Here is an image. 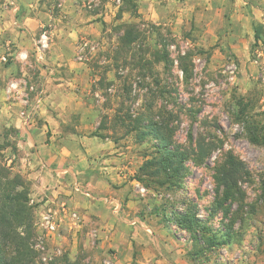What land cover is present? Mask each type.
Wrapping results in <instances>:
<instances>
[{"label": "rangeland", "instance_id": "1", "mask_svg": "<svg viewBox=\"0 0 264 264\" xmlns=\"http://www.w3.org/2000/svg\"><path fill=\"white\" fill-rule=\"evenodd\" d=\"M48 2L50 13L65 25L69 7L78 6L72 29L84 31L56 39L46 25L32 40L38 62L31 60L44 69L53 66L45 74L55 102L42 106L59 129L57 150L46 158H65L69 167L82 153L90 166L82 178L93 183L79 187L91 207L83 213L70 207L77 221L63 215L60 204L39 207L21 161L35 150L20 144L32 113L39 111V128L44 127L43 87L29 116L30 104L21 102V130L0 120V169L21 178L34 207L35 264H264V145L251 143L238 121L244 105L264 137V1ZM128 28L139 38L124 46ZM6 55L4 66L12 62ZM184 57L187 75L180 66ZM22 80L8 87L35 93ZM160 114H170L172 143L188 154L185 175L173 188L160 185V179H137L154 157L156 141L139 142L136 121ZM50 132L43 138L50 140ZM199 146L207 148L208 157L201 159ZM230 154L244 164L245 175L238 185L241 197L226 203L225 214L214 207V174ZM112 198L117 203L107 205ZM187 210L208 229L180 228L173 212ZM49 211L62 215L53 235L42 224ZM226 231L231 238L225 243L206 244V238Z\"/></svg>", "mask_w": 264, "mask_h": 264}, {"label": "crops", "instance_id": "2", "mask_svg": "<svg viewBox=\"0 0 264 264\" xmlns=\"http://www.w3.org/2000/svg\"><path fill=\"white\" fill-rule=\"evenodd\" d=\"M48 1L49 0H0V120L21 130L23 126L20 115L22 108L21 102L23 101L30 104L28 107L29 109L26 111L29 116L31 114V109H33V104L39 101V87L41 86L44 88L45 93L43 94V99L41 98L39 106V110L45 121L44 127L42 129L39 128L37 119L40 113L39 111H35L36 115L35 112L32 113L34 116H32L33 118L30 124L27 128L24 126L25 128L22 129L25 141L20 144V148L29 150L33 147L35 150L34 154L31 153L27 155V157L21 159L23 163L22 167L25 169L22 173L27 175L28 180L31 181L36 201L39 199L41 201L39 207L53 208L56 207V205L66 203L69 208L71 207L73 210L78 209L83 213V210L91 206L89 207L90 204L88 199L84 197L85 194L79 192V187L91 188L93 182L82 178L88 172L87 170H90V166L82 153H78V158H76V156L72 157L73 162L69 167H64V164L67 163V159L65 158L60 161L56 156L46 158V152L57 150L54 140H56L55 134L58 133L59 129L57 120L48 114L45 115L43 110L44 107L42 106V104L55 102L53 97L54 94H52L51 91V78L45 74L46 69L50 70L53 66L48 63L46 64L48 66L44 69L42 64H37L31 60V57H35L36 62H38L37 51L32 45V40L44 26L48 25L52 28L50 35H52L51 37L54 36L56 39L67 38L69 35L71 37L75 36L77 30L74 31L72 26L73 22L79 17L75 15L77 12L75 8L78 6H68L71 8V16L69 18L70 25H65L64 22H61V16L59 18H54L52 13H50L51 11L49 8L51 6ZM64 3L67 4V0H64ZM67 19L68 18H66V20ZM78 31L83 32V27ZM7 52L9 53L8 57L12 58V62L10 61V64L4 66L1 63V58L3 59L4 56H7ZM43 77H45L44 79H46V82L40 84V79ZM22 78H24L22 81L27 80L29 85H31V90L35 93H26L21 90L20 93L17 94L8 87L11 84L15 86ZM45 129L51 131L52 137L50 140L43 138L44 134L47 133ZM74 140L76 139L72 141ZM62 143H66V140H63ZM67 147L68 146H66V148L62 147L64 153L67 152ZM79 148L81 149L80 146ZM76 152H78L77 149ZM54 163H58L56 169L53 168ZM85 181H87L88 184L85 183ZM112 195L115 197V194ZM115 200L117 199L112 198L109 202L107 201L106 204L114 205L118 201Z\"/></svg>", "mask_w": 264, "mask_h": 264}, {"label": "trees", "instance_id": "3", "mask_svg": "<svg viewBox=\"0 0 264 264\" xmlns=\"http://www.w3.org/2000/svg\"><path fill=\"white\" fill-rule=\"evenodd\" d=\"M139 38L131 28L125 30L122 37L123 45L130 46ZM168 59V56L166 57ZM180 59V66L185 75L188 70L184 60ZM169 116L160 114L155 117H140L134 127L136 139L144 143L155 140L154 157L141 168L142 175L137 179L143 181L149 177L154 181H162L160 185L168 184L170 187L179 185L185 175V162L188 154L172 143V129ZM240 119L245 127L249 141L255 145H264V137L257 134L258 124L248 117L246 108L242 105L239 112ZM200 157H208L207 148L199 146ZM208 155V156H207ZM244 164L233 155L226 157L225 161L215 168V203L216 209L225 214L229 210L225 206L228 201L236 200L242 193L239 182L245 175ZM10 173L0 169V264H35L37 254L33 249L34 238V207L30 205L29 192L23 188L19 176L11 177ZM144 177V178H143ZM264 193V174L262 176ZM173 219L183 230L203 233L207 226L197 218L195 212H173ZM231 238L230 231L213 234L206 238L209 247L221 245Z\"/></svg>", "mask_w": 264, "mask_h": 264}, {"label": "built area", "instance_id": "4", "mask_svg": "<svg viewBox=\"0 0 264 264\" xmlns=\"http://www.w3.org/2000/svg\"><path fill=\"white\" fill-rule=\"evenodd\" d=\"M61 211L63 215L68 214L72 221H77L78 219L77 213L75 211H71L68 204L62 203ZM61 223H62V215L50 213L49 211L42 216L43 226L52 235L58 232V230L60 229Z\"/></svg>", "mask_w": 264, "mask_h": 264}]
</instances>
